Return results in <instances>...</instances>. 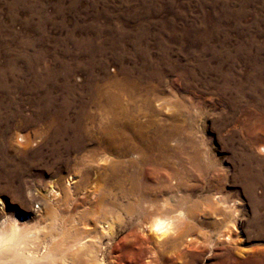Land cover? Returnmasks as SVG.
Instances as JSON below:
<instances>
[{
  "label": "rangeland",
  "instance_id": "374dc122",
  "mask_svg": "<svg viewBox=\"0 0 264 264\" xmlns=\"http://www.w3.org/2000/svg\"><path fill=\"white\" fill-rule=\"evenodd\" d=\"M64 98L78 140L76 122L49 130L41 117L58 114ZM122 129H174L169 148L184 156L199 148L216 175L191 180L202 204L183 207L204 206L214 192L230 199L231 245L211 231L202 251L162 245L154 260L126 235L125 202L109 181L113 156L93 149ZM262 146L264 0H0V224H48L50 186L78 185L89 225L115 221L101 264H264Z\"/></svg>",
  "mask_w": 264,
  "mask_h": 264
},
{
  "label": "bare ground",
  "instance_id": "6f19581e",
  "mask_svg": "<svg viewBox=\"0 0 264 264\" xmlns=\"http://www.w3.org/2000/svg\"><path fill=\"white\" fill-rule=\"evenodd\" d=\"M158 74L160 73L155 72L154 77ZM90 80L87 82L88 87H91ZM70 102L71 99L64 98L59 105L58 114L52 111L44 112L41 117L49 130L52 126H58L59 131H65L76 122L75 129L77 128L78 134L75 132L74 138L78 140L81 138L80 121L78 118L75 122L65 120V112ZM51 103L52 100L49 99L41 107L42 112L50 109L48 106L50 107ZM174 133H176L174 129L153 132L148 130L127 132L122 129L93 148H99L113 156L112 172L108 180L116 186V194L125 202L124 220L128 227L126 235L137 237L139 246L149 249L154 260L162 255L164 251L163 247H160L162 245H168L169 250L171 249L175 255L202 251L211 231L227 245L233 242L232 221L235 206L226 196L216 195L217 192L205 194L201 197L204 206L184 210L185 204L190 200L194 207L202 204L196 198H192L193 192L201 183L189 182L201 180L208 172H216V167L211 169L209 164L205 162L204 164L201 151L194 145L185 152V156L175 148H169L166 141ZM19 139L24 140L22 137ZM80 144L78 143L76 147L80 148ZM69 179L72 180V177ZM68 184L70 185V182ZM71 187H59L57 192L58 190L50 186V201L46 199L45 205L54 212V216L53 221L48 224L43 218L42 222L39 218L32 224L17 219H5L1 222L0 264H101L97 260V253L101 250L105 237L108 239L115 237L114 218L105 225L104 221H100V228L94 224L89 225L85 218H82V211L78 209L83 203V200L77 197L79 186ZM56 198L58 203L53 202ZM59 205H62L61 208H57ZM142 230L156 236V245L149 242V237H146Z\"/></svg>",
  "mask_w": 264,
  "mask_h": 264
}]
</instances>
